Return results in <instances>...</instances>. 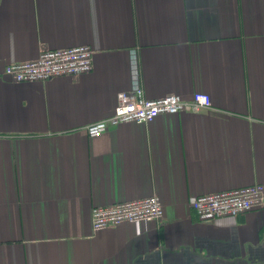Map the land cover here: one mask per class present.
<instances>
[{"label": "crops", "instance_id": "obj_1", "mask_svg": "<svg viewBox=\"0 0 264 264\" xmlns=\"http://www.w3.org/2000/svg\"><path fill=\"white\" fill-rule=\"evenodd\" d=\"M88 44L89 73L16 82L12 62ZM200 112L91 137L134 86ZM264 185V0H0V264H264V206L201 219V194ZM160 220L94 230L151 195Z\"/></svg>", "mask_w": 264, "mask_h": 264}, {"label": "built area", "instance_id": "obj_2", "mask_svg": "<svg viewBox=\"0 0 264 264\" xmlns=\"http://www.w3.org/2000/svg\"><path fill=\"white\" fill-rule=\"evenodd\" d=\"M94 52L88 44L68 48L43 49L36 59L12 62L5 66L4 74L16 82L47 81L56 76H74L89 73L94 67ZM134 86L131 92L121 93L113 113L86 126L91 137L103 135L111 126L125 122L148 123L160 114L200 112L212 106L211 96L195 92L190 100L177 94L148 98L140 83L134 65ZM264 206V185L255 183L222 191L198 195L191 207L201 219L237 216ZM164 215L162 200L156 194L135 200H126L108 206L92 208L94 230L114 227L125 222L160 220Z\"/></svg>", "mask_w": 264, "mask_h": 264}]
</instances>
